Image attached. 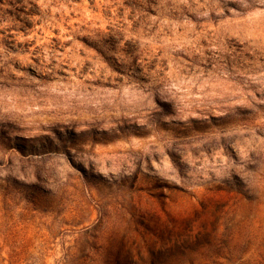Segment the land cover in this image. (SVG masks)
I'll return each instance as SVG.
<instances>
[{"label": "rangeland", "instance_id": "rangeland-1", "mask_svg": "<svg viewBox=\"0 0 264 264\" xmlns=\"http://www.w3.org/2000/svg\"><path fill=\"white\" fill-rule=\"evenodd\" d=\"M0 264H264V0H0Z\"/></svg>", "mask_w": 264, "mask_h": 264}]
</instances>
